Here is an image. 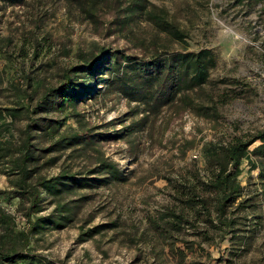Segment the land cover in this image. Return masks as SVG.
Masks as SVG:
<instances>
[{"label": "rangeland", "instance_id": "1", "mask_svg": "<svg viewBox=\"0 0 264 264\" xmlns=\"http://www.w3.org/2000/svg\"><path fill=\"white\" fill-rule=\"evenodd\" d=\"M148 1L165 10L170 20L188 34L190 51L211 49L216 54L217 64L206 89L226 94L230 101L219 107L217 127L188 113L176 115L167 107L156 116L149 114L146 105L127 101L116 92L79 104L78 111L89 125L114 123L108 128L111 134L132 121L147 118L128 137L101 144L105 156L117 163L127 181L80 191L92 196L81 214L92 215L89 226L110 223L112 227L83 244L75 243L77 224L47 233L43 246H38L39 253L62 264H264V188L258 184L257 172H250L245 165L238 180L253 201L250 208L234 216V233L221 239L207 229L203 219H192V226H185L175 244L184 255L174 257L163 237L151 228V220L163 213L167 204V181L189 177L194 169L191 165L203 175L205 142L264 127V0ZM111 19L105 10L100 15L101 25L94 27L74 3L66 0L0 3V36L11 40L4 53L12 58L7 61L4 54L0 55L3 84L16 80L22 67L36 79L34 87L41 82L55 85L61 71L77 62L78 50L86 52L98 46L148 57L158 45L180 50L177 43L156 33L143 18L129 22L122 32L108 26ZM128 30L133 35H128ZM139 38L146 39L148 50L138 46ZM150 40L156 41L153 47ZM4 102L0 97V104ZM76 126L73 118L67 120L66 127ZM184 141L194 144L180 155ZM0 188H8L2 175ZM16 205V200L0 197V208L23 230L26 222Z\"/></svg>", "mask_w": 264, "mask_h": 264}, {"label": "trees", "instance_id": "2", "mask_svg": "<svg viewBox=\"0 0 264 264\" xmlns=\"http://www.w3.org/2000/svg\"><path fill=\"white\" fill-rule=\"evenodd\" d=\"M66 1L74 3L94 27L101 25V12L109 11L112 19L108 26H115L116 32L143 18L180 50L158 45L149 57L103 46L78 50L77 62L61 71L55 85L41 82L34 87L36 79L22 67L17 79L4 85L0 71V97L5 99L0 104V175L8 183V188H0V197L16 200V210L26 222L25 229H19L14 218L0 208V264H62L39 253L45 234L77 224L75 243L83 244L112 227L110 223L89 226L92 215L81 214L92 196L80 191L127 181L117 163L105 156L101 144L128 137L147 116L111 134L108 128L114 123L89 125L78 111L79 104L116 92L127 101L143 103L149 114L156 116L167 107L176 115L188 113L217 127L219 107L230 101L228 95L206 89L217 64L216 54L211 49L190 51L188 34L165 10L148 0ZM127 34L133 35V31ZM155 42L149 41L152 47ZM138 43L148 50L145 38H139ZM10 44L9 38L0 36V55L7 61L12 60L11 54L4 50ZM69 118L75 120L76 128L66 127ZM193 144L184 141L180 155ZM202 156L203 175L191 165L194 169L189 177L174 183L168 180L167 204L163 213L151 220V228L163 237L174 257L184 255L175 244L193 220L203 219L207 229L221 239L235 232L234 216L250 208L253 201L238 180L244 165L257 172L258 184L264 188V127L222 141H207L202 145Z\"/></svg>", "mask_w": 264, "mask_h": 264}]
</instances>
